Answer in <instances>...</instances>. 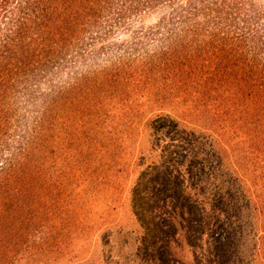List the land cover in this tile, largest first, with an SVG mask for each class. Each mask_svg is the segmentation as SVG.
I'll use <instances>...</instances> for the list:
<instances>
[{
    "label": "trees",
    "instance_id": "obj_1",
    "mask_svg": "<svg viewBox=\"0 0 264 264\" xmlns=\"http://www.w3.org/2000/svg\"><path fill=\"white\" fill-rule=\"evenodd\" d=\"M157 1L168 0H0V264L54 242L57 185L65 194L80 175L97 174L92 164L114 147L123 159L143 138L129 189L139 229L131 264H264L256 192L264 59L250 53L264 34L255 10L243 0H188L167 20V33L173 25L180 36L163 38L158 51H122L101 68L60 76ZM49 72L57 84L44 92ZM173 102L211 123L184 124L164 111ZM226 138L243 145L241 160Z\"/></svg>",
    "mask_w": 264,
    "mask_h": 264
},
{
    "label": "rangeland",
    "instance_id": "obj_2",
    "mask_svg": "<svg viewBox=\"0 0 264 264\" xmlns=\"http://www.w3.org/2000/svg\"><path fill=\"white\" fill-rule=\"evenodd\" d=\"M187 1L168 0L164 4L157 1L152 2L149 8L138 6V14L131 15L108 35L103 36L102 40L95 41L92 48L95 55L83 61L78 59L76 67L64 71L60 74L61 78L72 77L71 72L77 75L85 74L108 65V61L113 60L117 53L122 51L131 52L135 56L143 52L158 51L163 38L167 37L169 41L173 37L180 36L179 29L171 24L170 30L173 29L174 32L167 33L169 32L167 20L174 17L181 9L187 10ZM243 1L249 11H256L253 16L254 22L257 23L258 29H261L260 35L264 34L262 33L264 0ZM196 20L200 21L201 17ZM187 32L190 34L189 31ZM250 47L255 45L248 42V47L244 50L249 52ZM250 53L257 55V59H264V46L259 45L258 49L251 50ZM258 63L260 66L263 62ZM51 72L43 75L45 79L39 81L41 82L39 89H43L44 92H47L50 85L57 84V74L54 78H49ZM142 102L145 104V99H142ZM152 105L143 106L144 112L156 109L155 104ZM163 109L166 113L169 112L178 119H183L184 124L187 122L186 124L192 126L205 127L204 125L211 123L208 119L203 121L196 113L192 116H184V106L180 103L165 104ZM213 125L216 127L214 123ZM117 129L120 131L123 127ZM225 140L233 144L235 154L237 151L241 152L243 145H235L238 140L232 138ZM127 146L123 159H119L121 157L119 147H114L111 156L108 154L103 161L98 160L92 164L93 167L99 166L97 174L91 177L86 174L80 175L76 183L70 184L65 194L64 187L57 185V225L56 230H52L54 242L51 246L42 244V249L21 251L17 256L20 258L17 264H131L135 260L139 229L131 213L129 189L134 179L135 155L138 149L142 151L147 149L146 139H141L140 145L131 141ZM237 157L241 160L239 154ZM240 163L248 166L243 161ZM256 174L260 176V179L256 180V192L264 198V171ZM63 196L67 197L63 200V208H61ZM67 201H71L70 205L66 203ZM184 255L186 256V253Z\"/></svg>",
    "mask_w": 264,
    "mask_h": 264
}]
</instances>
